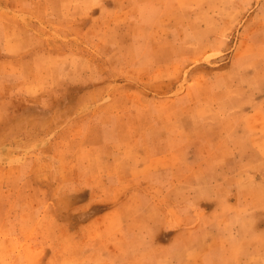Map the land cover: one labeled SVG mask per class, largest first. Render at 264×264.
<instances>
[{"label": "rangeland", "instance_id": "rangeland-1", "mask_svg": "<svg viewBox=\"0 0 264 264\" xmlns=\"http://www.w3.org/2000/svg\"><path fill=\"white\" fill-rule=\"evenodd\" d=\"M0 264H264V0H0Z\"/></svg>", "mask_w": 264, "mask_h": 264}]
</instances>
